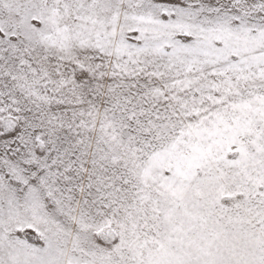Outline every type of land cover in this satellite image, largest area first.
<instances>
[{
    "label": "snow or ice",
    "instance_id": "1",
    "mask_svg": "<svg viewBox=\"0 0 264 264\" xmlns=\"http://www.w3.org/2000/svg\"><path fill=\"white\" fill-rule=\"evenodd\" d=\"M0 264H264V0H0Z\"/></svg>",
    "mask_w": 264,
    "mask_h": 264
}]
</instances>
